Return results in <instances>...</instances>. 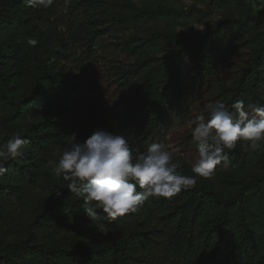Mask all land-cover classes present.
I'll use <instances>...</instances> for the list:
<instances>
[{"label":"trees","instance_id":"1","mask_svg":"<svg viewBox=\"0 0 264 264\" xmlns=\"http://www.w3.org/2000/svg\"><path fill=\"white\" fill-rule=\"evenodd\" d=\"M73 1L44 8L0 0V142L14 133L26 141L0 173V264H264V148L243 151L238 143L228 151V168L222 162L193 187L149 198L115 221L101 210L99 219L88 218L83 201L52 173L73 133L79 142L97 130L120 134L139 154L164 145L175 126L199 115L207 120L209 103L222 101L233 115L239 100L246 108L264 106V16L253 15L245 0H208L206 10L181 11L129 4V15L107 13L105 0ZM215 5L246 13L196 38L162 32L122 38L121 54L107 55L105 39L114 33L159 19L205 17ZM162 44L177 52L143 53ZM121 56L130 62L120 63ZM102 63L116 87L111 95L93 89L91 75ZM229 69L232 77L222 80ZM88 86L97 97L81 107ZM187 139L197 152L191 131ZM174 160L182 174L193 175L187 160Z\"/></svg>","mask_w":264,"mask_h":264},{"label":"clouds","instance_id":"2","mask_svg":"<svg viewBox=\"0 0 264 264\" xmlns=\"http://www.w3.org/2000/svg\"><path fill=\"white\" fill-rule=\"evenodd\" d=\"M51 2L23 0L26 7L47 8ZM27 44L34 47L37 41L27 38ZM206 108L207 120L204 115L197 116L191 130L198 153L191 165L193 175L179 171L181 162L174 160L164 145L154 143L145 153L134 154L127 137L104 130L93 132L84 142L77 140L76 133L68 137L70 147L59 156L52 173L83 201L88 218L99 219L97 210H101L115 221L136 212L149 198H171L193 187L197 178L211 176L222 162L228 168V151L238 143L243 151L264 148V106L250 104L246 108L239 100L232 105L236 115L222 101L209 103ZM25 143L19 133L0 142V173L6 171L4 163L23 154Z\"/></svg>","mask_w":264,"mask_h":264},{"label":"rangeland","instance_id":"3","mask_svg":"<svg viewBox=\"0 0 264 264\" xmlns=\"http://www.w3.org/2000/svg\"><path fill=\"white\" fill-rule=\"evenodd\" d=\"M248 6L251 9V13L255 16H264V0H245ZM78 0H74L73 3H77ZM107 13L116 14V13H124L129 15V4L136 5L137 8L142 10L147 9H155L159 7H167L173 8L176 10H188L192 7H196L200 10H206L208 7V0H105ZM93 11L92 9H88ZM97 11V10H95ZM246 13V8L235 7V6H218L215 5L213 10L206 15L205 17L196 16L191 18L186 22H174L169 19H159L152 23L147 24H139L136 27L131 28L130 30H122L119 33H114L111 37H106L105 42L108 45L106 48L110 56L112 53H117V55L121 54L120 47L117 44L120 42L122 38H129L133 35H149L154 32H162V33H177L181 36L187 38H196L199 34L208 26L213 25L221 19L226 17H235V18H243ZM66 15V14H65ZM96 15H98L96 13ZM72 16L67 15L64 22L63 27H60L59 30L66 32L68 22L71 20ZM112 43V44H110ZM119 47V48H118ZM177 52V48L173 44H162L160 46H154L151 48H145L143 53L146 56H156L158 58H165L171 56ZM125 60V61H124ZM119 62H125L126 64L130 62L128 57L121 56L119 58ZM108 67L106 63H102V69L97 70V72L92 73L91 78L94 82V90L106 91L108 94H113L112 91H115L116 87L112 85H108L106 71ZM234 70L229 69L224 71L220 78L223 80H228L232 77ZM110 89V90H109ZM86 100L80 105H87L92 103L94 99H96L97 95L88 87H86ZM93 90V91H94ZM89 91V92H88ZM101 94V93H100ZM116 94V93H115ZM108 99V97L106 96ZM112 98V97H111ZM195 119H193L188 125L185 126H175L172 129V132L168 135L164 142V147L166 150L172 152L173 159L183 158L187 160L190 164L194 162L197 157V152L194 149V146L191 145L190 141L187 139L188 133L195 126Z\"/></svg>","mask_w":264,"mask_h":264}]
</instances>
